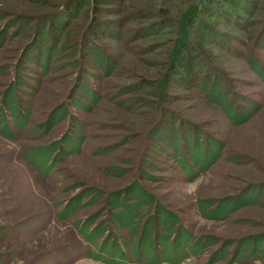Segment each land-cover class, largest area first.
I'll return each mask as SVG.
<instances>
[{"label":"rangeland","instance_id":"rangeland-1","mask_svg":"<svg viewBox=\"0 0 264 264\" xmlns=\"http://www.w3.org/2000/svg\"><path fill=\"white\" fill-rule=\"evenodd\" d=\"M240 4L217 13L212 0H0V264H110L87 254L105 242L132 257L140 233L115 214L136 184L201 245L179 264H230L238 253L237 264H264L239 251L264 242V0ZM186 43L199 86L174 68ZM207 74L232 114L257 105L250 118L235 123L209 100ZM185 136L205 155L219 148L194 178ZM36 146L56 151L34 164ZM135 201L134 223L163 233L156 208ZM87 228L102 236L88 241ZM143 257L132 264H156Z\"/></svg>","mask_w":264,"mask_h":264},{"label":"trees","instance_id":"trees-1","mask_svg":"<svg viewBox=\"0 0 264 264\" xmlns=\"http://www.w3.org/2000/svg\"><path fill=\"white\" fill-rule=\"evenodd\" d=\"M111 2L114 3L115 0H100V3H111ZM248 2L252 4V0H248ZM225 6H227L228 8H233V7L242 8L243 7V6L241 7L240 0H212L211 10L218 13L220 12L221 7L223 8ZM222 13L223 11L221 12V14ZM178 56L179 57L177 58L174 68L176 69V72L178 74L182 75L180 78L181 80H183L182 82L187 86H192V85L199 86L198 84L202 83L201 78L195 77V76H194L195 78L194 77L192 78V72H193V67L195 65V60L199 59L195 51V48L191 44L186 43L182 45V47L180 48V54ZM256 70L258 73L264 76V71L262 70L260 65L257 66ZM205 81L207 83H212L211 87L208 89L209 90L208 91L209 100L219 105L227 113L228 118L232 119L233 122L238 123L240 122V120L245 121L247 120V117L250 118L249 116L252 115L253 112H255L256 110L255 107L257 105L254 103H251L249 107L252 110L250 112H248L249 110V107H248L247 109L243 108L245 110V114L240 111L241 117L236 116V114L238 113H235V115L232 114L231 112L233 111L232 109L233 105L232 103L230 105V103L226 102L227 94L226 92L224 93V90L222 91V88H220V84H219L220 79L216 77V74L205 75ZM205 86L206 85L203 84V87ZM10 113H14V108L11 105H10ZM0 120H2L1 117H0ZM184 141H186L185 143L187 146V156L181 153L180 154L181 159L183 160V162L187 161V164H186L187 167L186 166L185 167H186L187 173L189 174V178H194L197 176V174L205 170L207 168V165H210L214 161L215 156L217 157L218 155L217 153L219 151V148L218 147H215L214 149L209 148L210 151L206 152V155H205V153L200 152V146L202 145L201 144L198 145V140L196 142L197 146L195 145L194 147L191 144V138L189 136L188 137L185 136ZM47 149L48 147H45V146L44 147L42 146L32 147L29 152L30 162L37 164V161H39L40 159L41 160L45 159V161H47V159L49 158V155L53 154L56 151V150H53V148H51L50 150H47ZM202 154H204L205 157H202ZM190 165H193V167L195 168L194 171L191 170V167H189ZM128 193H130V196H132L130 197L132 202L124 203L119 199V203H116V199L113 198V195L110 196V201L113 200V202H115L119 206L121 207L122 205L124 206V209H121V211L115 214V217L117 218V220L120 221L121 223H125L130 228H135L134 231L137 232L138 234L140 233L138 236V246H136L138 247V249L137 248L132 249L131 251L132 257L127 258L126 253H124L123 250L119 246L114 245V243L111 245L110 244L107 245L105 242L102 244L101 248L99 249H96L95 247H93L94 249L92 251L87 250V254H89L88 256L96 260H103L110 264H132V262L141 260V254L143 253V256H144L143 258L147 259L148 261L150 260L151 263L159 264L163 262H168L172 264H179L184 259H186L190 254H197V249L200 250L201 245L200 244L196 245V241H193V238L190 232L184 230L182 226H179L180 222L176 216L172 215L170 212L164 209H161L159 204L157 205V204L152 203L151 201L152 198L150 197V195L145 193L142 190V188L137 184L136 186H134V188H132V191H129ZM135 200H138V202L143 201V204H149V205L152 204L153 207L156 208V211L158 214H156L154 218L156 219V221H158L156 222L157 226H161V228H163V231H164L163 233L161 232V230L159 231L161 233H159L157 232L156 228L152 229L150 226H147V225H142L141 227H139V224L137 223L138 221L134 223V220L135 219L137 220L136 217L138 216L137 215L139 214L138 210L140 209V208H137L138 204ZM254 200L253 199L250 201L246 200L244 204L253 203ZM218 202L221 205L223 204L225 205L229 203L228 200L224 202L223 200H218ZM208 206L210 205L207 203V204H204L202 208L204 210H207ZM228 207H230L229 204H228ZM204 215L208 216L207 213H204ZM174 226L178 227L177 230L175 231L173 230ZM88 228L83 233L84 237L88 241L96 242V240L102 236L103 228L99 229L98 231L96 230V228L95 230H93L94 229L93 228L90 230V232L88 231L89 230ZM176 233L178 234L180 233L177 236L178 238L175 237ZM172 234H173V237L171 238V240H169V236H171ZM204 238H206V236ZM250 239L251 240L247 241L244 246H242V243H241V248L239 249L240 253L243 252V250H246L248 251L247 254H249L252 258L254 257L256 259H263L264 261V242H259L258 239L255 240V237H251ZM153 241L160 242L161 247H162L161 252L156 250V246ZM249 244H251L250 247H249ZM219 251L223 253L221 255L222 256L221 258L224 259L226 257V255L224 254L226 253V251L225 250H219ZM106 256L107 257L111 256L114 259L113 260L105 259ZM240 258L241 257L239 253L234 255L233 257L231 256L229 258L230 264H237Z\"/></svg>","mask_w":264,"mask_h":264}]
</instances>
